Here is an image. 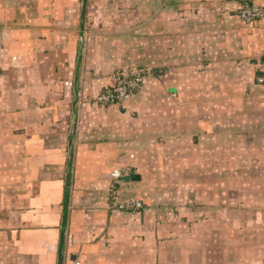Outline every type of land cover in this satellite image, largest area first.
<instances>
[{
	"label": "crops",
	"instance_id": "1",
	"mask_svg": "<svg viewBox=\"0 0 264 264\" xmlns=\"http://www.w3.org/2000/svg\"><path fill=\"white\" fill-rule=\"evenodd\" d=\"M243 1L0 0V264H264V19ZM129 66L139 92L97 104ZM115 170L142 211L111 207Z\"/></svg>",
	"mask_w": 264,
	"mask_h": 264
},
{
	"label": "built area",
	"instance_id": "2",
	"mask_svg": "<svg viewBox=\"0 0 264 264\" xmlns=\"http://www.w3.org/2000/svg\"><path fill=\"white\" fill-rule=\"evenodd\" d=\"M239 16L245 22H253L264 19V5L251 0H244L239 8ZM150 69L142 66H129L117 69L112 74V83L100 92L95 102L101 106L122 105L131 100L142 88L145 78L150 74ZM123 178L118 170L112 173V181L109 188V199L112 208L136 213L144 207V202L139 198H127L120 200L116 182ZM73 264H81L74 261Z\"/></svg>",
	"mask_w": 264,
	"mask_h": 264
},
{
	"label": "rangeland",
	"instance_id": "3",
	"mask_svg": "<svg viewBox=\"0 0 264 264\" xmlns=\"http://www.w3.org/2000/svg\"><path fill=\"white\" fill-rule=\"evenodd\" d=\"M158 180H159V178H156V179H155V181H156L157 183H159ZM171 182H172V184H173V182H174V178H172V177H171V178H166V180L163 179V181H162V185L165 186V184H169V183L171 184Z\"/></svg>",
	"mask_w": 264,
	"mask_h": 264
},
{
	"label": "trees",
	"instance_id": "4",
	"mask_svg": "<svg viewBox=\"0 0 264 264\" xmlns=\"http://www.w3.org/2000/svg\"><path fill=\"white\" fill-rule=\"evenodd\" d=\"M123 179V178H122ZM122 179H120V180H122ZM120 180H118L117 182H116V189H117V193H118V196H119V199H120V192H119V181ZM127 199V198H126ZM120 200H125V199H120ZM144 207H145V203H144ZM144 207L142 208V209H140V211H142L143 209H144ZM116 209V208H115ZM139 212V211H138Z\"/></svg>",
	"mask_w": 264,
	"mask_h": 264
},
{
	"label": "water",
	"instance_id": "5",
	"mask_svg": "<svg viewBox=\"0 0 264 264\" xmlns=\"http://www.w3.org/2000/svg\"><path fill=\"white\" fill-rule=\"evenodd\" d=\"M124 179L126 181H129V180H138V179H140V176H138V175H132V176L125 177Z\"/></svg>",
	"mask_w": 264,
	"mask_h": 264
}]
</instances>
